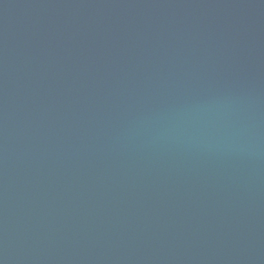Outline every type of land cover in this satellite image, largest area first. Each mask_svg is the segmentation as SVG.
Listing matches in <instances>:
<instances>
[{
    "label": "water",
    "instance_id": "1",
    "mask_svg": "<svg viewBox=\"0 0 264 264\" xmlns=\"http://www.w3.org/2000/svg\"><path fill=\"white\" fill-rule=\"evenodd\" d=\"M0 264H264V0H0Z\"/></svg>",
    "mask_w": 264,
    "mask_h": 264
}]
</instances>
